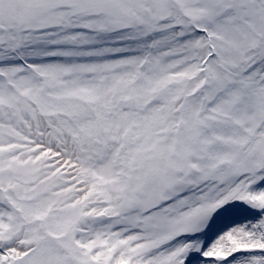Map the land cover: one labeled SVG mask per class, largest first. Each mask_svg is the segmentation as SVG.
I'll return each instance as SVG.
<instances>
[{
    "label": "snow or ice",
    "instance_id": "1",
    "mask_svg": "<svg viewBox=\"0 0 264 264\" xmlns=\"http://www.w3.org/2000/svg\"><path fill=\"white\" fill-rule=\"evenodd\" d=\"M0 264H264V0H0Z\"/></svg>",
    "mask_w": 264,
    "mask_h": 264
}]
</instances>
